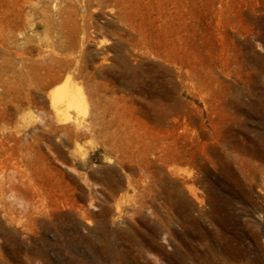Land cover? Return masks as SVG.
<instances>
[{
    "label": "rangeland",
    "instance_id": "1",
    "mask_svg": "<svg viewBox=\"0 0 264 264\" xmlns=\"http://www.w3.org/2000/svg\"><path fill=\"white\" fill-rule=\"evenodd\" d=\"M0 264H264V0H0Z\"/></svg>",
    "mask_w": 264,
    "mask_h": 264
},
{
    "label": "bare ground",
    "instance_id": "2",
    "mask_svg": "<svg viewBox=\"0 0 264 264\" xmlns=\"http://www.w3.org/2000/svg\"><path fill=\"white\" fill-rule=\"evenodd\" d=\"M74 81L71 76H67L63 82V85L57 90H55V92L53 91L52 92L53 94L51 93L52 102L56 107H58V109L61 108L62 104H65V108L67 110L79 111L81 109L82 102L83 100L85 101L86 98L82 97L83 95V91H81L82 86L81 87L79 86L80 87L79 88L77 86L79 84H76L75 83L76 81L75 82Z\"/></svg>",
    "mask_w": 264,
    "mask_h": 264
}]
</instances>
